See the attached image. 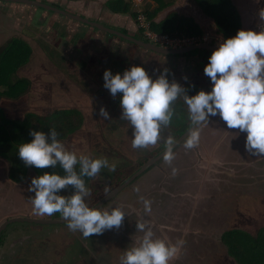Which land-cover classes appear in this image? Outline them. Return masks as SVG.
<instances>
[{
	"label": "rangeland",
	"instance_id": "374dc122",
	"mask_svg": "<svg viewBox=\"0 0 264 264\" xmlns=\"http://www.w3.org/2000/svg\"><path fill=\"white\" fill-rule=\"evenodd\" d=\"M38 1L59 5L64 10L77 15H85L88 19L98 21L102 25H116L115 23L118 22L115 20L118 19L124 23H135L141 28L139 24V22L143 24L141 10L143 11L144 3L148 0L142 4L143 6L136 5L133 0H127L131 7L130 13L134 12L135 18L129 12L124 14V17L123 14L113 15L105 4L108 0ZM232 1L237 10L239 12L241 10L244 21H250L251 12L256 5L251 0ZM252 1L256 2V0ZM173 3L174 6L166 8L155 18L156 22L162 20L168 12L177 11L180 8L183 11L182 15L185 12L184 15L187 18H193L200 24L204 32L201 39L208 38L210 33H214L210 31L211 28L215 30L214 26L211 27L210 23L205 22V17L195 7L193 0H174ZM248 3L250 6H246ZM3 6L1 3L0 8ZM32 10L33 16L30 21L27 20L29 22H24L21 16L15 20L0 10V49L12 39H20L32 49L29 62L15 73L16 77L25 78L29 82L27 92L16 99L0 98V108L11 119H23L26 113L44 116L55 109L74 108L82 113L81 128L60 142L66 150L76 153L78 157L107 159L109 167L102 168L100 173L96 177L90 178L91 181L86 185L91 192V195L86 198V203L90 208H95L98 205L96 202L119 181L131 175L144 162L145 158L142 152H139L138 156V151L132 147L134 137L130 138V135L133 132V127L130 122L127 124L121 118L122 93L113 97L110 90L104 87L103 73L107 70V65L103 61L115 58L122 62L124 59L119 54L112 52L114 44L105 32L78 23H75V26L72 24L71 27L63 25L66 28L77 30L75 33L77 38L74 39V43L68 42L64 37L56 36L57 29L55 27L45 28L46 23L50 21L49 15L42 18L44 12L41 9L34 8ZM55 17L63 22L69 21L58 15ZM146 31H148L147 28H143V32ZM218 39L220 43H223L220 36ZM145 40L147 39L145 38ZM214 42L213 46L218 48L219 41L211 43ZM198 52L194 53L198 54ZM207 58L208 60L210 58L208 54ZM98 60H102V63H98ZM166 64L169 67L168 73H170L172 62ZM195 64L193 73L199 79L203 76L200 72H204V65L199 60L195 61ZM182 71L184 70H181L183 74ZM195 82L198 86L189 85L191 91L198 93L201 89L205 90L204 80L200 79ZM177 84L182 88L187 87L183 80ZM207 87L209 86L206 84ZM1 88L0 90H2ZM206 90L210 92L212 85ZM175 105L177 104L175 103ZM101 107L109 112L110 119L100 117ZM200 129L199 142L196 144L197 149L195 150L197 152H186L184 148H187V142L182 143L174 151L186 159L185 164L181 167L187 171L183 172L181 179H174V183L181 182L184 185H179L177 188L175 185H171L172 189H170L171 186L164 189L158 188L164 190L165 193L160 194L159 201L156 202L159 211H156L154 215L159 218V223L171 226V222H173L180 230L191 229V232L180 231L179 233H175L177 229L161 231L162 238L170 243L175 244L178 241H183L180 252L169 264H237L228 255L220 237L224 231L229 229H241L255 234L264 226V156H255L246 151L247 133L241 132L239 129H229L219 115L210 117ZM165 135L166 133L157 142L158 150L162 149L169 140ZM155 146L150 145L148 148ZM149 156L146 155V157ZM165 162H167L165 159L161 161V163ZM113 166L114 171L111 170ZM9 168V162L6 160L0 162V196L6 197L7 201H10L13 190L7 181ZM179 172L181 174V170ZM150 174L151 171L146 174L147 180H149ZM33 177H36V174L30 169L27 170L23 181L15 183H19L21 190H28ZM133 186L131 184L130 188L125 190L123 196L118 200L126 198L124 201L128 202L135 195L131 191L134 190ZM176 189H180V192L183 191V193L177 192ZM74 191L67 189L62 192V195L68 196ZM22 193L24 201H21L18 207L13 206V208H17L23 215L24 211H29V214H32L34 193L33 196H30L29 193L27 196L26 191H22ZM200 193L205 195V198L203 197L204 200L199 203L196 197ZM142 204L134 203V206ZM153 205L155 203H151V206ZM4 206L3 214L0 213V222L7 219L5 216H1L7 214L11 209V204L5 203ZM187 209L188 212H185ZM146 213L155 222V218L148 211ZM177 213L178 215L173 217ZM162 214H165L164 218L161 217ZM46 218L63 219L60 213L46 216ZM31 229L39 230L41 233L31 231ZM48 231L51 232L49 235H47ZM5 233L9 235L0 240V264H12L17 259L14 256L10 257L9 249L12 245L17 246L15 255L19 254V258L14 264H52L50 261L57 256L60 250H55V246H63L68 242L76 245L77 240H80L79 243H81L84 238L81 232L71 231L67 222L55 225L13 223L3 231V235ZM39 234H46L47 237L35 239L34 237ZM8 237L10 238L6 240ZM103 243L109 244L107 248L112 250L113 255L109 254L110 257L101 255L100 260L91 257L89 260H85L81 256L78 264H121V257L125 254L122 253L119 257L117 255L126 243L133 246L131 240L122 242L119 237L109 235L102 238L101 244ZM119 243H123V247ZM125 249L127 250L126 247ZM46 255L52 259L50 260ZM57 260L53 264H58Z\"/></svg>",
	"mask_w": 264,
	"mask_h": 264
},
{
	"label": "clouds",
	"instance_id": "9594fccd",
	"mask_svg": "<svg viewBox=\"0 0 264 264\" xmlns=\"http://www.w3.org/2000/svg\"><path fill=\"white\" fill-rule=\"evenodd\" d=\"M254 13L255 10L251 12V20L256 16L258 19L253 25L257 26V20L259 22L255 31L239 30L211 54L204 73L213 84L212 90L185 95L184 100L193 124L200 125L219 115L229 129L247 133L246 151L264 156V10L256 16ZM104 81V87L113 97L122 93L121 118L133 127L132 147L143 149L155 145L160 139L161 126L171 121L173 102L185 90L175 82L170 83L166 73L152 79L142 66H133L122 75H113L111 70H106ZM99 115L110 119L104 107L100 108ZM30 135L33 137L31 142L23 143L18 149L19 158L25 165L37 169H54L59 165L65 173L45 172L32 178L28 191L34 193V212L41 216L60 213L68 228L81 232L84 237L120 228L125 218L120 207L101 211L86 203L91 192L83 178H94L102 168L109 167L107 159L78 157L66 150L55 129L48 133L33 130ZM198 142V132L193 130L186 147L192 148ZM171 146L172 138H169L164 157L169 162L172 159ZM111 170H115L114 166ZM68 188L74 189V193L60 194ZM143 202L145 210L150 212L151 202ZM137 228L144 234L138 239L137 246L121 257V264H169L180 252L183 241L173 244L154 238L152 230L145 231L142 223Z\"/></svg>",
	"mask_w": 264,
	"mask_h": 264
},
{
	"label": "flooded vegetation",
	"instance_id": "af4514ba",
	"mask_svg": "<svg viewBox=\"0 0 264 264\" xmlns=\"http://www.w3.org/2000/svg\"><path fill=\"white\" fill-rule=\"evenodd\" d=\"M33 1H38V0H33ZM0 3H3L4 5L3 8L2 7L0 8L2 13L3 12L7 13L9 17L14 18L15 20H18V16H21L23 17L24 22L30 21L31 17L33 16L32 9L34 8L41 9L44 12V14H42V18H45V16L49 15L50 21L46 23L45 28L52 29V27H55L57 29L56 36L64 37L68 42L74 43V39L77 38L75 35L77 30L66 28L63 25L71 27L72 24L73 26H75V23H78L81 25H85L87 27H91V29L99 30L98 28L92 27L91 25L83 23L82 21L73 20L69 16L58 14L54 11L47 10L41 7H36V6L19 3V2H10V1H2V0H0ZM44 4L62 9L59 5H56L53 3L52 4L44 3ZM173 4L170 5L169 7L174 6ZM10 7L13 8V12H10V9H9ZM67 12L74 14L71 11H67ZM174 12L176 13L178 17H187L184 15L185 12L183 15L181 14L183 11L180 8L177 9V11L175 10ZM112 14L118 15L115 13H112ZM55 15L64 17L68 19L69 21L63 22L61 20H58V18H56ZM78 15L82 18H87V16L85 15H81V14H78ZM122 16L124 17V14ZM115 21L118 22V23L114 22L116 25L108 24L109 26H107L105 24L103 26H106L107 28L116 32V34L109 33V32H105V33L107 34L109 39H112L111 41L114 44V47H113L114 49L112 52L119 54L124 60L120 62L119 60L115 58H113L114 60H112L111 58H108V61H103L104 64L107 65V70H111L113 75L117 73H120L122 75L125 70H130V68L133 66H142L145 68L149 76L154 80L159 78L160 75L166 73L167 79L169 80L170 83H173V82L178 83L179 81H182V80L186 82L187 87L186 86L183 87L185 91L181 93V95L177 98L176 101L173 102L171 106L172 118H171L170 123L167 125H162L161 131H160V137L163 136L164 133H166L165 137L167 136L168 139L172 138V146H171L172 159L170 162L167 161L165 163H161V161L165 159L164 157L167 152V144L164 147H162V149L160 150H158L159 145L157 143L155 144L156 146L154 148L147 147L143 149H135L138 151L137 153L138 156H139V152H142L145 155L144 162L140 164L131 175L126 176L123 180L119 181L118 184L115 187H113L109 192L104 194L98 200L99 202L98 201L96 202L98 203V205L95 207V208H99V210L101 211H105V210L111 211L113 208L120 207L121 210L125 212V218H124V221L121 227L118 229L114 227L111 230H105L103 234H96L90 237H84L83 240H81V243H79L80 240H77L76 245L75 244L72 245V243L68 242L63 246L62 245H59L57 247L55 246V250L60 249L57 253V256H55L57 258L59 257V259L57 260L58 264H78L81 256L85 260H89L90 257L92 259L97 258L98 260H100L101 255H105V256L108 255V257H110L109 254L111 255L113 254H112V250H109L107 248L109 244L108 245L106 243L101 244L102 238L108 235L114 236L116 238L119 237L122 242H126V240L128 241L131 240L133 242L132 247L128 245L127 243L125 244V247L127 248V250L125 249V247H123L122 245L123 243H119L120 246L123 247V249L117 255L119 257L122 253L125 254L128 250L137 246L138 239L141 238L144 234L143 232L139 231L137 228V225L140 223L145 225V231H147L148 229H151L152 232L154 233V238H158V239H163L162 236L160 235L161 231H166V230L174 231L175 229H177L175 233H179L180 231L181 232L183 231L191 232V229H188V228L186 230H182V229L180 230L178 226H176V224H173V222H171V226H168L167 224L159 223V218L157 217V215H154V214L156 211H159V208L157 207L158 205L156 202L159 201L160 194L165 193L164 190H159L158 188L164 189L165 187L167 188L171 185H175V187L177 188L179 187V185H184L181 182L174 183V179L175 178L181 179V177H183V172L187 171L183 167H181L183 164H185L186 159L184 158V156H180L178 155L177 152H174V151H176V149H178V147L182 145V143L187 142L193 130H196L199 134V131L201 130L200 128L206 122L205 121L200 125H195L193 124L190 118L188 106L185 103L184 96L185 95L193 96V95H196L197 93L195 91H191L189 89V85L194 84L197 87L198 85L196 84L195 81H200V79H202L205 81L204 91H208L206 89L210 88V85H212L213 87V84L210 81V78L206 76L204 72L203 73L200 72V74H202L203 76L199 79H197L198 76L195 77L196 74L193 73V65L195 64V61L199 60V62H201L205 68L207 66V60H208L207 54L211 56L213 52L209 50H202V49L187 51L186 49L193 45H197V44H207L211 46L214 50H216L217 47L213 46L215 42L214 43H211V42L219 41V44H221L220 40L218 39V35L216 33H210L209 34L210 37L200 39V41L197 40L191 45H183L180 49H167V48H162L160 46L151 44L150 42L145 40L143 36V31L135 23L133 24H129L126 22L124 23L118 19H116ZM93 22L99 23L98 21H93ZM240 23L242 24L241 20H240ZM99 24L102 25V23H99ZM61 27L63 28L61 29ZM249 28L250 27H246L244 28V30H249ZM67 30L69 32H66ZM99 31H102V30H99ZM203 33L204 32L202 31V34ZM182 36H185V35L182 34L181 37ZM193 37H196V36H193ZM196 38H200V37L197 36ZM145 45L147 46L150 45V46H153L154 48H160L162 50H165L167 53L158 52V51L149 49ZM174 50H178L179 52H174ZM196 51H199L198 54L194 53ZM181 59L183 60L181 61ZM170 61L172 62L173 69L170 68L171 71L170 73H168L169 67H167L168 65L166 63L169 64ZM98 63H102V60H98ZM195 66L196 64L194 65V67ZM181 70H184L182 71L183 74L181 73ZM206 84L209 87L206 88ZM175 103L177 105H175ZM124 122L129 124L128 123L129 121L125 119H124ZM131 137H133V132H131L130 138ZM184 149L186 150V152H192V153L197 152L195 151L197 149L196 145L192 148H184ZM183 152L186 153L185 151ZM147 154L150 156L146 157ZM175 162H177L178 164H176ZM147 164L149 165L146 167ZM142 168H143V171L139 172ZM180 170H181V174L179 172ZM150 171H151V174L149 176V180H147L146 174L148 172L150 173ZM123 184H125V186L121 187ZM131 184L134 185L133 186L134 190H131V191H133V194L135 195L132 196V198L129 199L128 202L124 201L126 198L124 200H118L119 198L123 196L122 195L123 192L130 188ZM170 189H172V186L170 187ZM176 191L180 192V189H176ZM199 196L196 197V199L199 201L197 200L196 201L200 203V201L204 200L203 197L205 198V195H201L200 193ZM144 200H148L151 203H155V205L151 206V211L149 212L155 218L154 219L155 222H153V219H150V217L147 215L146 210H145V205L143 202ZM134 203H139V204L143 203V204L134 206ZM185 212H188V209ZM24 213H25L24 215L20 214L18 216H13V217H24L25 220L32 219V218L38 219V220H53V219H47L46 216L38 215L34 211L32 214H29V211H26V212L24 211ZM162 215L163 216L161 217L164 218L165 214H162ZM176 215H178V213L175 214L173 217H176ZM9 218H12V217H8L7 219L1 221L0 227ZM15 223L41 224V225L61 224V223H36V222H29V221L15 222ZM7 227L8 225L3 230L0 231V240L2 239V237H4L3 231ZM31 231L41 233L39 230H36V229H31ZM50 233L51 232L48 231L47 235H49ZM47 235L39 234V235H36L34 238L35 239L45 238L47 237ZM126 245H128L129 247Z\"/></svg>",
	"mask_w": 264,
	"mask_h": 264
},
{
	"label": "trees",
	"instance_id": "16d2710c",
	"mask_svg": "<svg viewBox=\"0 0 264 264\" xmlns=\"http://www.w3.org/2000/svg\"><path fill=\"white\" fill-rule=\"evenodd\" d=\"M128 1L108 0L105 4L112 13L126 14L131 11ZM173 2L174 0H148L144 3L142 13L150 29L159 34H167L169 37L183 34L187 37L201 38L202 31L199 26L191 18L178 17L174 11L168 12L159 22L155 21V18ZM193 2L215 22L218 30L226 39L234 37L241 30L239 14L230 0H193ZM130 14L136 17L134 12ZM0 50V87H2L0 98L16 99L27 92L29 82L25 78L16 77L15 73L29 62L32 49L24 41L12 39ZM208 63L209 60H207ZM82 122V113L74 108L55 109L44 116L26 113L23 119L8 118L0 108V158L10 164L9 178L13 182H21L28 169H32L36 177L45 172L65 175L59 165L54 169H37L26 166L19 158L18 149L23 143L31 142L33 137L30 132L33 130L48 133L50 129H55L59 133V141H63L78 131ZM76 170L79 172V165L76 166ZM83 179L86 185L91 181L88 177ZM68 190L74 189L68 188ZM220 239L228 255L237 264H264V226L255 234L241 229H229L222 233Z\"/></svg>",
	"mask_w": 264,
	"mask_h": 264
},
{
	"label": "crops",
	"instance_id": "0c3cea01",
	"mask_svg": "<svg viewBox=\"0 0 264 264\" xmlns=\"http://www.w3.org/2000/svg\"><path fill=\"white\" fill-rule=\"evenodd\" d=\"M251 2L254 4V5H257V0H256V2L254 3L252 0H251ZM259 2H260V4H262V7L261 8H256V6H255V8L257 9L256 11H255V16L257 15V14H259L260 13V11L261 10H264V1H262V0H259ZM194 3V2H193ZM233 3V2H232ZM0 5H1V3H0ZM194 5H195V7L198 9V11H200L201 12V14L205 17V22H207V23H210L211 24V27H213L214 26V28H215V30H213L212 28L210 29V31H213L214 33H216L218 36H220V39L224 42L225 40H226V38L223 36V34L218 30V28H217V26H216V24H215V22L212 20V19H210V18H208L203 12H202V10L200 9V7L198 6V5H196L195 3H194ZM233 5L235 6V8H236V10H237V7H236V5L233 3ZM246 6H250V4L248 3V4H246ZM255 8H253V9H255ZM10 12H13V8L12 7H10ZM237 12H238V14H239V17H240V19H241V21H242V24L240 25V29L241 30H244V28H246V27H250L249 28V30H254L255 31V27L256 26H254L253 25V23L255 22V20H256V17H255V19H252L251 21H244V18H243V14H242V12H241V10H240V12L237 10ZM241 13V14H240ZM160 15V14H159ZM158 15V16H159ZM157 16V17H158ZM259 17H260V15H259ZM187 18V17H186ZM194 22H195V24H197L198 26H199V28L201 29V31H203V29H202V27L200 26V24L196 21V20H194L193 18H191ZM210 21V22H209ZM250 23V24H249ZM257 23H258V20H257ZM250 25V26H249ZM2 160H4V159H2V158H0V162L2 163ZM5 161V160H4ZM7 162V161H6ZM10 169V168H9ZM30 169H28V171H29ZM7 181L9 182V186L11 187H13V190L11 191V196H10V201H7V198L6 197H2V196H0L1 198H0V213H2L3 214V210L5 209L4 207V204L5 203H8V204H11V209L9 210V212L7 213V214H4L3 216H1V217H6V218H8V217H13V216H18V215H20L21 213L19 212V210H17V208H13V206H16V207H18L19 206V204H20V202L21 201H24V194L22 193V191H26L27 192V196H28V193L30 194V196H33V193L32 192H29L28 190H21L19 187H21L20 185H18L19 183H15V182H13L10 178H9V170H8V174H7ZM9 197V196H8ZM9 226V225H8ZM9 234H4V236L5 237H7ZM10 237H8V238H6V240H8ZM21 240H23V239H21ZM17 243H18V241H16ZM21 243V242H20ZM19 243V244H20ZM12 244H14V243H12ZM16 248V249H15ZM16 250H17V246L15 247L14 245H12V247L9 249V251H10V257H12V256H14V257H17V259L19 258V254H16L15 255V252H16ZM46 256H48L49 258H50V260L52 259V257H50L49 255H46ZM45 256V257H46ZM54 258V257H53ZM16 259V260H17ZM56 259H59V258H57V257H55L53 260H51L50 261V263L52 262V264L54 263V261H56ZM16 260H15V262H16ZM14 262V263H15ZM14 263H12V264H14Z\"/></svg>",
	"mask_w": 264,
	"mask_h": 264
},
{
	"label": "water",
	"instance_id": "95a60500",
	"mask_svg": "<svg viewBox=\"0 0 264 264\" xmlns=\"http://www.w3.org/2000/svg\"><path fill=\"white\" fill-rule=\"evenodd\" d=\"M2 1L19 2V3H24V4H29V5H32V6H36V7H41V8L47 9V10L54 11V12H56L58 14L69 16L73 20L82 21L83 23L89 24L92 27L98 28L99 30H102L104 32H109V33H115L116 34L115 31H113V30L107 28L106 26H103V25H101V24H99L97 22H93V21H91V20H89L87 18H82L79 15H75V14L69 13V12H67V11H65L63 9L56 8V7H53V6L38 2V1H33V0H2ZM262 1H264V0H262ZM257 2L258 3L256 5V8L257 7L261 8L262 4H260L259 0H257ZM256 8L254 9L255 11L257 10ZM258 17H259V15H258ZM256 19H258L257 16H256ZM258 25H259V22H258L257 26ZM145 46L147 48H149V49H152V50H155V51H158V52L167 53L165 50H162L160 48H154L153 46H150V45H148V46L145 45ZM199 49L209 50V51H212V52L215 51L211 46H209L207 44L193 45V46L187 48L186 50L188 51V50H199ZM174 52H179V51L178 50H174ZM148 165L149 164H147L146 167ZM141 171H143V168L139 172H141ZM124 186H125V184H123L121 187H124ZM26 221L36 222V223H65L66 222L64 219L38 220V219L32 218V219L25 220L24 217H12V218H9L6 222H4V224L0 227V231L3 230L9 224H12V223H15V222H26Z\"/></svg>",
	"mask_w": 264,
	"mask_h": 264
},
{
	"label": "built area",
	"instance_id": "2783aa9c",
	"mask_svg": "<svg viewBox=\"0 0 264 264\" xmlns=\"http://www.w3.org/2000/svg\"><path fill=\"white\" fill-rule=\"evenodd\" d=\"M136 5L143 4L146 0H133ZM143 6V5H142ZM142 12V10H141ZM143 24L139 22L141 26V30L143 28H147L148 31L145 33L143 32V36L152 44L160 46L162 48L167 49H180L183 45H191L195 41H200L201 38L196 37H185V36H176V37H169L167 34H159L150 29V25L148 21H146L145 16L142 14ZM145 24V25H144Z\"/></svg>",
	"mask_w": 264,
	"mask_h": 264
}]
</instances>
